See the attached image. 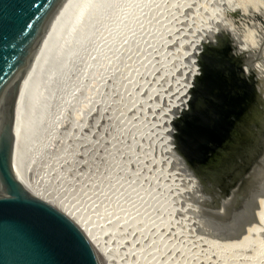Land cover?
<instances>
[{
    "label": "rangeland",
    "instance_id": "374dc122",
    "mask_svg": "<svg viewBox=\"0 0 264 264\" xmlns=\"http://www.w3.org/2000/svg\"><path fill=\"white\" fill-rule=\"evenodd\" d=\"M240 1L153 0L149 7H139L134 25L128 22L123 35L114 36L109 50L100 57L102 76L89 89L92 94L86 84H82L84 88L79 84L81 88L74 96L78 107L71 106L72 98L57 119L53 161L26 167L53 188L54 196L72 203L101 229L94 228V233L103 239L99 244L105 264H144L148 256V264H264L260 255L264 250V206L259 207L264 201V184H256L264 179V156L261 143L251 146L261 136L247 135L251 142L246 156L257 154V167L239 180L232 195L216 202L208 182L201 180L189 164L196 149L203 151L213 141L216 128H222L217 122L223 118L219 107L235 108L231 115L235 121L239 111L235 101L246 84L253 83L259 97L264 98V0H258L261 7L250 9L248 14L237 7ZM230 2L236 7L232 12L228 10ZM200 60L213 87L206 92L209 105L205 113L189 121L184 134L176 126L183 123L181 111L186 109L190 90L200 75ZM82 95L83 104L78 103ZM210 107L216 108L208 114ZM260 109L264 125V106ZM257 119L253 123H259ZM181 145L184 153L179 150ZM233 161L232 157L225 161L220 173L230 171ZM130 181L153 188L149 193L137 192V188L124 191L125 197L147 200L144 204L149 200V206L142 207L148 208L149 220L128 232H110L115 226L109 224L107 210L118 207L112 205L124 198V192L111 195L108 191L112 199L107 197V205L106 201L101 205L103 199L99 198L104 196L103 190ZM144 233L157 238L155 244H148L150 252L144 261L143 254L134 262V252L127 257L123 252L128 253V248L113 242ZM251 248L259 252V258L248 256Z\"/></svg>",
    "mask_w": 264,
    "mask_h": 264
},
{
    "label": "water",
    "instance_id": "95a60500",
    "mask_svg": "<svg viewBox=\"0 0 264 264\" xmlns=\"http://www.w3.org/2000/svg\"><path fill=\"white\" fill-rule=\"evenodd\" d=\"M66 2L0 0V264H100L77 227L49 203L30 197L12 169L17 96L53 21ZM199 63L202 66L200 75L190 90L186 109L181 111L183 123L176 126L183 133L186 124L204 114L209 105L206 92L213 84L203 61ZM240 99L235 101L239 110L235 113V121L231 116L235 108L219 107L218 111H223L219 116L223 118L217 122L222 123V128H216L213 141L203 151L196 149L195 157L189 159L197 176L208 182L215 202L220 197L232 195L239 180L258 165L246 156L250 149L248 142H251L247 135L261 136L260 153L263 152L262 158L264 156V125L253 123L261 114L264 98L259 97L252 83L244 85ZM214 109L210 107L208 114ZM179 150L184 153L183 145ZM231 157L234 161L230 171L221 174L220 169ZM217 187L222 192H217Z\"/></svg>",
    "mask_w": 264,
    "mask_h": 264
},
{
    "label": "bare ground",
    "instance_id": "6f19581e",
    "mask_svg": "<svg viewBox=\"0 0 264 264\" xmlns=\"http://www.w3.org/2000/svg\"><path fill=\"white\" fill-rule=\"evenodd\" d=\"M152 3L153 0H67V2L60 9L58 15L53 21L51 28L48 34L46 35V38L41 46V50L37 54V59L35 61V64H33L27 76L24 78L22 88L20 89L19 94L17 96V107H16L17 117L15 120V146H14V153L12 160L13 172L17 180L19 181L21 187L23 188V190L30 197L49 203L58 213L63 215L65 218H67L77 227V229L83 234V236H85V238L88 240L89 244L93 248L100 264H105L104 262L107 263V260L104 261V259L106 258L103 252L101 251L100 248L101 244H99L100 241L103 240L101 234L100 235L97 233L95 234L94 228H96L98 231L101 229L98 228V226L95 227L94 225L95 223L91 222L89 218L86 217L88 215L82 213L81 211L76 210L73 206H71L72 203L68 204L64 200L54 196L53 192L51 191L53 188L50 189L51 187H49L46 181H43L44 180L43 178L41 177L39 178L38 175L34 174L33 172H31V170L27 169L26 167L28 165H35L36 167L39 164H43V163L46 164L47 161L48 162L53 161L52 159L56 155H54L53 153L55 150L51 152V148L55 146L56 143L55 129H56V123H58L57 119L61 115H63V112L65 109H67L66 107H68V103L70 102V100L74 98V96H76L77 89L78 87H80L79 84H81V86L82 84H84V86L86 84L89 91L88 93L92 94V91L90 90L94 88L93 83L95 82V80L100 79V77L102 76L99 75L101 71L99 70V68H101L100 66L102 64V61L100 62V57H102V54H104L105 52H107V50H109V45H112L111 43L113 42L114 36H116L117 38L118 35L121 34L123 35L124 26L126 27L128 22L130 25L131 24L132 26L134 25L133 18L136 12L139 13V7L141 8L149 7L148 5H152ZM228 6H230L228 7V10L231 12L232 9L236 8L235 5H233L231 2L228 4ZM203 7H205V5L202 6V8ZM237 7L241 9V11H244V13L248 14L251 11L250 9H252L253 11H257V9L261 7V3L258 0H241L239 2V5H237ZM198 15L201 16L202 14L201 15L198 14ZM250 24H252V22ZM106 40L108 43L105 44ZM246 46L248 47V43ZM259 65L261 66V64ZM98 76L100 77L97 79ZM80 91L82 90L80 89ZM84 96L82 95L83 100L81 101L80 99L78 103L79 102H81L82 104L84 103L85 101ZM86 96L89 97L88 94ZM72 101L73 103L71 106H73L74 104L76 105L77 101L75 102V98ZM75 111L77 112L78 109H76ZM258 117L260 118V122L256 124L260 126L263 123V118H261V115H258ZM260 141L261 139L259 140V138L257 139L255 138L251 146L255 148L256 145L258 144L260 145L261 143ZM257 156H258L257 154H252L251 156L249 155L248 157L251 158L254 162ZM111 176H113V174ZM124 184H121L122 186L120 184H118L117 186L114 185V187L110 186L111 187V188L109 187L110 189L107 188L108 190L107 189L103 190L105 191L106 196L103 193L104 196L99 198V201L103 199L101 205L105 204V201L107 205V200L109 199V197H111L112 194L116 195L117 193H121L126 190L131 192L136 190L135 188H137V192L141 190L147 193L153 191V188H150L151 186H149V188L148 187L143 188L139 185L140 186L139 187L136 181H130L129 183L126 182V185ZM95 189L99 190V192L102 191V190L100 191V188L99 189L95 188ZM108 191H110L109 194H111L109 197L107 196ZM125 194L127 193L126 192L123 193L124 198L123 199L121 198V200L119 199V202L115 201L116 199L114 200L115 202H117V204L115 202L112 203V204H116V205H112L113 207L114 206L117 207L118 205L117 208L115 209L111 208L112 210H107V213L109 215L108 218L110 219V221L108 220L109 224L113 223L114 225L112 224V226H115L114 229H112L113 231L110 232L114 233L115 231H119V232L127 231V229H130L134 225L143 226L142 225L143 222H147L149 220V214L148 212H146L148 208H146L145 210L144 208L142 209L143 206L144 207H146V205L149 206V204H147L149 200L146 204H144L147 200H145L144 202V200H142V198L140 199L139 196L135 198H133L132 196H131L132 198L130 196L125 197ZM246 198H248V195ZM110 199H112V197ZM112 201L110 200V202ZM260 202H258L259 203L258 206L260 205ZM96 205H100V204L98 203ZM121 205L123 206V208L119 207ZM137 205L138 206L141 205V207H137ZM263 206H264V201L263 204H261V206L259 207L262 208ZM138 208H141V210ZM261 208H259L258 211ZM102 209L104 208L102 207ZM104 213L106 214V212ZM100 215L101 217L103 216L102 214ZM109 230H107L108 231L107 233H110ZM147 233L146 234L144 233L145 234L144 236L138 238L135 237L133 239L132 238L124 239V237H123L124 240L121 241L118 239L116 240L113 239L115 240L113 242H115L116 245L121 243L122 246L125 245V248L126 247L128 248L127 249L128 253L123 252V254L127 257L134 252L132 255V260H134V258L136 257L140 258V256L144 254L142 256L144 257L142 258L144 261V259L148 255L147 253L150 252V251L148 252L147 249L148 244H155V242L157 241V238H153V236L150 237L147 235ZM117 246H120V244ZM249 252L250 255L248 254V256H250V258L252 257L259 258L258 256L260 255L264 256V250L261 251L262 253L260 252V255L258 254L259 252L255 251L254 248H251ZM148 257L146 258L145 261H148L149 259ZM234 257L237 256L235 255ZM234 257L232 256V258L236 260V258ZM145 261L144 264L151 263L149 261L148 262ZM126 263L129 262L127 261Z\"/></svg>",
    "mask_w": 264,
    "mask_h": 264
},
{
    "label": "trees",
    "instance_id": "16d2710c",
    "mask_svg": "<svg viewBox=\"0 0 264 264\" xmlns=\"http://www.w3.org/2000/svg\"><path fill=\"white\" fill-rule=\"evenodd\" d=\"M262 120V119H261ZM259 120L257 119V122H258Z\"/></svg>",
    "mask_w": 264,
    "mask_h": 264
}]
</instances>
